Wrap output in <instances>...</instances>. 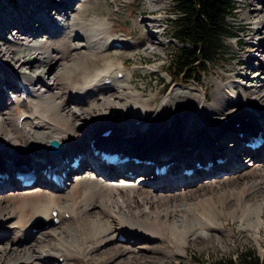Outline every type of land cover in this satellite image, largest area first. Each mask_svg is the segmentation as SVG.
I'll return each mask as SVG.
<instances>
[{"label":"bare ground","instance_id":"bare-ground-1","mask_svg":"<svg viewBox=\"0 0 264 264\" xmlns=\"http://www.w3.org/2000/svg\"><path fill=\"white\" fill-rule=\"evenodd\" d=\"M52 1L24 2L27 10L24 8L26 13L23 9V14L18 17L19 20L24 17L21 22L17 20L11 24L9 15L5 14L0 18V173L9 176L8 181L0 183V203H5L0 206V231L11 224L18 230H28L25 227L33 218H41L54 225L53 211L57 212L59 223L64 213H69L75 221L65 230L49 228L44 233L51 237V241L33 250L29 247L20 250L0 247V260L5 257V264H58L61 259L65 264L69 257L78 255L77 249L84 251L88 237L101 236L102 240L110 241L101 243L106 247L103 254L109 260L130 264L123 256L129 258L135 249L133 254L140 259L138 264H154L165 260V256H183L185 248L199 236L205 240L215 236L218 242L221 235L230 238L233 232L220 228L223 215L237 222L238 228L248 232L247 235L259 246V233L264 231V143L253 151L246 149L248 166L245 168L238 163L240 155L234 154L236 150H242L239 142L244 135L239 138L234 133H245L256 127L258 131L262 130L264 137V61L250 64L249 69L256 68L253 75L242 74L243 79L230 81L224 87L231 92L224 95L219 91L212 103L206 99L205 91L204 94L197 86L172 87L160 99V105L148 108L140 89L136 90L141 94L136 90L130 91L133 86L128 82L132 81L134 74L124 71L123 62H104L101 68H85L91 57L96 58L94 52L104 56L106 51L113 49L133 51L129 48L134 44L121 38L112 39L110 35L109 38L107 33L98 37L96 34L101 30L94 23L89 32L86 31L87 36L83 35L72 13L74 0L66 1L65 7L71 4L72 9L65 13L63 4L57 5L60 3ZM167 1H171L172 6L169 18H175V0ZM256 1L260 6L263 0ZM33 3L38 5L34 6L37 11L32 7ZM145 3L149 5L150 1ZM31 7L34 9L29 13ZM43 7L50 9V14H40ZM262 9L264 11V6L257 10ZM31 17L35 19L33 22ZM148 18L152 19L147 21ZM39 20L41 23H37ZM8 21L15 31L17 29L15 34L8 28ZM153 22L157 27L166 26L164 22L157 23V16L145 17V23ZM255 27L256 33L249 39V51H264V20L256 22ZM107 31L110 32L108 26ZM77 37L87 41L74 43ZM52 44L59 47L54 55L49 50ZM159 44L165 43L161 40L158 46L153 44L155 47L149 46L146 52L155 51ZM68 52L73 58L67 62L58 56ZM157 53H160L159 49L152 56ZM253 56L245 59L246 68V61H251ZM73 67L82 68L79 76H72L75 74ZM155 68L147 65L141 69L150 71ZM49 72L54 77L51 84L45 81ZM128 73L132 75L129 81ZM119 74L121 78H118ZM57 75L59 80L55 77ZM18 88L26 91L25 101L24 92ZM236 88H239L238 92ZM85 99L93 100L87 104ZM79 100L86 101L84 106L79 105ZM29 102H32L33 110L14 117L12 104L24 103L27 106ZM21 117L25 118L21 120ZM244 118L248 121L242 120ZM27 127L29 129L24 131ZM110 129L112 132L107 137L100 136ZM112 138L116 139L113 144L124 145L119 146L124 156L173 161L169 174L150 183L151 175L147 177L141 172L146 167L128 161L117 168L125 173L141 174L132 179L125 176V185H122L117 184L118 180L112 174L104 176L91 168V176L78 179L79 196L74 199L75 189L66 182L72 172L78 173L82 166L112 171V166L106 170L102 163L94 161L88 147L90 142L96 149H103L102 146ZM230 138L232 141L227 143ZM52 140L62 143L71 156L81 154L79 168L66 172L67 179L62 187L46 180L39 172L35 174L36 185L43 193L30 188L17 194L20 185L11 175L19 168L27 167L36 172L41 171L44 165L54 163L47 151ZM217 144L222 146L221 149ZM200 159L204 162L212 160L213 165L208 170L193 167L191 176L178 175L181 167L195 164ZM217 159L224 162L218 164ZM220 176H223L220 178L223 181H215ZM60 193L67 202L63 199L59 203ZM8 201L11 204L6 206ZM88 208H93L94 212L86 213ZM172 208H175V213ZM197 229L200 232L194 231ZM166 233L169 243L161 240ZM28 234L27 231L22 238ZM117 244L130 249H117ZM110 247L112 251L108 252L106 249ZM88 249L93 251L94 247ZM8 250L13 258H7L10 256Z\"/></svg>","mask_w":264,"mask_h":264},{"label":"rangeland","instance_id":"rangeland-1","mask_svg":"<svg viewBox=\"0 0 264 264\" xmlns=\"http://www.w3.org/2000/svg\"><path fill=\"white\" fill-rule=\"evenodd\" d=\"M66 1L67 0H56V2L60 3L57 5L63 4L64 6L63 13L67 11L70 12L72 9L71 4L69 5L68 8L65 7ZM149 1L150 4L147 5V3H145L146 0H76V3L74 0V6L72 9V13L75 15V19H77L78 21L77 23L78 27L82 29L81 31L83 32V35L87 36L88 34L87 32H89L91 24L94 23L98 25V29L101 30L100 33L96 34L98 35V37L100 35H103V33L104 34L107 33L108 37L110 35L112 39L121 38L127 40L129 43L134 44L132 45L131 48H129V49H133V51H129L128 49H124V48L113 49L106 51L104 53V56H102L100 52L99 53L94 52L96 58L91 57L89 62H87V66L85 68H90V69L91 68L95 69L98 67L101 68L104 62L106 63L123 62L124 71L131 72L134 74L132 81L128 82L129 85L133 86V88L130 89V91L133 92L136 89H140L143 94L142 100L147 103L146 106L148 108L149 106L157 107L158 105H160V99L164 98L169 93L172 87H181V89H184L185 87L188 86H197L200 88L201 91H203V93L205 91L206 94L205 93L204 94L205 96L207 95L206 99L208 98L209 100L208 99L207 100L210 101V103H212L214 102V99L217 97L219 91H221V94L224 95L226 93L231 92V89L228 90L224 87L230 81L234 82L243 79V77H241L242 74L247 76L253 75V73L256 71V68L253 67L252 69H249L250 64H258L259 62L264 61V51H262V49L259 51H255V50L251 52L249 51L251 49L249 46L250 43L249 39L252 38L254 33H256L255 23L264 20L263 9L257 10L259 7L263 8L264 0L262 1V3H260V6H257L256 0H234L236 10L234 12L233 18H229L227 19V21L231 26L232 34L234 35L235 38L229 39L226 44L228 48L227 50L228 56L226 57L220 56L219 59H217L216 61V65L207 66L205 68V71L201 74V77L198 78V81L196 83L187 81L186 79L176 78L174 76L171 78L166 70L167 59L170 53L175 48L180 47V45L173 39L171 27L170 28L167 27L166 29L162 30L159 28L156 29V22L145 23V17H147L148 15L157 16L158 17L157 23L160 22L167 23L170 16L169 11L171 10L172 7L170 4L171 1H167V0H149ZM24 2L28 3V0L0 1V18L2 17L3 14H5V15H9L11 24L17 23V20L21 22L24 17L22 16L23 18L20 20L18 17H20L23 14V12L26 13L25 9L27 10L26 8L27 4L25 3L26 5L25 6ZM161 2L164 3L160 5ZM34 6H38V5L33 3L32 7ZM32 7L31 9L30 8L28 9L29 13L34 8L36 9V7H34L33 9ZM40 7L41 6L39 5V9ZM156 9L158 10L156 11ZM37 10L38 9H36V11ZM41 11L40 14L44 15L47 13L50 14L51 10L46 7H43ZM151 19L152 18H148L146 20L148 21ZM34 20L35 19L31 17V22H33ZM101 20H106V21H101ZM37 23H41L40 20ZM8 25H9L8 28H11L10 29V31H12L11 33L15 34L17 32V29L15 31V27L13 28L9 24V21H8ZM18 25H19L18 27H20L19 23ZM106 25L110 30L109 33L107 31ZM38 28L40 29L39 24H38ZM62 34H66V38L69 37L67 33H62ZM161 40H163L165 44L164 45L159 44V47L155 50L156 52H158L159 49L160 53H157L156 55L152 56V53L155 52L154 50H152V52L150 53L146 52V49L149 46H152L153 44H155V46H158V42L160 43ZM86 41L87 40H84L83 37L81 38V40L80 37H77L74 40V43L80 44V43H85ZM58 48L59 47L57 46V44L56 45L52 44L49 48L50 54L54 55L56 53L55 50H57ZM85 50L86 52L88 51L87 49ZM163 51L164 54H161L163 53ZM61 52L62 51H60V53ZM89 52L90 51H88V53ZM252 54L254 55L252 60L246 61L247 62V68H246L245 59L251 58ZM58 56L59 57L62 56V59L65 62L70 60V58L71 59L73 58L71 57V53L69 52L67 54L65 53V55L63 53L58 54ZM147 65H154V67L156 68L150 71H143L141 68ZM59 67L60 66H58V68ZM113 67L114 66L112 65L111 70ZM74 69H75V74L74 75L72 74V76L73 77L79 76L82 68L79 69L73 67V70ZM111 70L107 73H110ZM131 76H132L131 74L129 76H126L128 79L127 81H129ZM55 77L57 80H59L58 75ZM52 78L54 79L52 72H49L47 75V79H45L46 83L49 84L53 83ZM241 82H243V80ZM72 83H76V82H72ZM73 85L75 84H71V86ZM235 90L238 92L239 88H236ZM136 91L137 94L140 93V91L138 90ZM110 92H107V94L112 95V93ZM93 99H89V100L85 99V100H87V104H88V101H92ZM140 102H141V98H140ZM79 103H80L79 105L84 106L83 104H85L86 101L79 100ZM141 104L145 105L143 103ZM12 106L14 110V117L21 112L23 114L24 113L29 114L33 110L32 102L27 103V106L24 103L12 104ZM76 107L80 108L78 107V105ZM20 125L21 124H19V126ZM29 127H27L24 131H27ZM234 136H236L235 133ZM216 146L220 149L222 147L221 145L218 144ZM241 157L242 158H240V160L238 161L239 165H243L245 166V168H247L246 166H248V162H247L248 160L246 159V156L241 155ZM244 159H246V161ZM178 173L180 174V172ZM87 175L91 176V171H89L88 168L85 166H82L81 170L78 173H73L69 175V180L67 181V185H70L75 189L74 199L78 198L79 196V191L77 189L78 179L82 176H87ZM221 177L223 176H220L219 179H215V181L222 182L223 180L221 179L223 178ZM125 181H126L125 179H118L117 184L121 183L122 185H125L124 184ZM209 181H205V182H209ZM39 188L41 187L39 185H36L30 190H33L34 192L43 193V191L38 190ZM23 191L26 190L20 189L19 191H17V194H20ZM62 196L63 194L60 193L58 197L59 203H62L63 199L65 198L64 196H63L64 198ZM15 201L18 202L19 200L15 199ZM64 202H67L66 199H64ZM4 204L5 203L1 202L0 206H4ZM9 204H11V201H8L6 203V206H8ZM174 209L175 208H172L173 211ZM87 211L85 210V212L88 214L89 213L92 214L94 212L93 208L92 209L88 208ZM169 213L171 214V212ZM221 219H222V225H220V228L226 232L229 231L233 232V235L230 238H228L225 235H221V241L218 242L215 236H213L212 239H208V240H205L204 238L199 236L200 238H197L193 243L190 242L188 247L185 248V254L183 256L182 255L165 256V260H160L158 261V263L155 262L154 264H159L160 262H165V264H205L216 258H221L229 255L236 256L239 253H243L247 249H252L258 255L264 256V231H260L259 233L261 238L258 246L255 240L247 235L248 232H245V230L242 228H238L237 222H233V220L229 219L226 215H223ZM74 221H75L74 217L71 218L69 217L67 219L66 218L63 219L57 225H51L49 223H45L42 220L33 218L26 225L25 228L28 230L25 231L24 229L18 230L16 225L11 224L13 222L11 221L10 224L12 226L9 225L8 226L9 228L7 229L4 228V230L0 231V247L8 246V248L14 247L18 250L29 247L30 249L33 250L51 241L50 240L51 237L48 236L47 233H44L48 231L49 228L50 229L59 228L60 230L61 229L65 230V228H69L73 226ZM193 224H196V222ZM27 231L29 233L28 236L22 238ZM194 231L200 232L199 229ZM41 233L42 234L44 233L43 237H41L42 235ZM164 236L161 238V240L165 243H169L170 240L168 234L166 233ZM92 237L93 236H90L85 240L87 245L84 246L83 249L84 251L80 252L79 249H77L78 255L69 257L68 258L69 260L67 259L65 261V264H96V262H98L99 264H121L119 263V261L109 260V258H107L108 256L103 254L106 247L102 246L101 243L103 242L106 243V241L108 242L109 240L107 239L102 240L101 236H97V237L94 236L95 238L93 239ZM140 242H144V241H140ZM122 244H124V242H122ZM90 246L94 247L93 251H89L88 247ZM116 247L117 249L120 250L130 249L129 247L124 248L125 246H121L118 244ZM106 250H108V252L112 251L111 247L107 248ZM134 251L136 252L135 249ZM135 252H132L131 256L130 257L128 256L129 258H127L126 256L125 257L123 256V258L127 259L130 264H138L140 262V259L134 256L133 253ZM18 253L19 251L15 252L14 254L16 255ZM8 254H10V256L7 258H13L14 256L13 254H11L10 252ZM4 259L5 257H2V259L0 260V264H5ZM57 263L62 264V260L59 259ZM45 264H51V263H45Z\"/></svg>","mask_w":264,"mask_h":264},{"label":"trees","instance_id":"trees-1","mask_svg":"<svg viewBox=\"0 0 264 264\" xmlns=\"http://www.w3.org/2000/svg\"><path fill=\"white\" fill-rule=\"evenodd\" d=\"M2 1V0H0ZM178 15L170 20L172 37L179 43L167 59V73L196 83L207 66L228 56L227 42L235 38L227 19L236 10L233 0H175ZM205 264H264V256L247 249L236 256L216 258Z\"/></svg>","mask_w":264,"mask_h":264},{"label":"water","instance_id":"water-1","mask_svg":"<svg viewBox=\"0 0 264 264\" xmlns=\"http://www.w3.org/2000/svg\"><path fill=\"white\" fill-rule=\"evenodd\" d=\"M49 150L53 155H58L62 151V144L56 140H52L49 142Z\"/></svg>","mask_w":264,"mask_h":264}]
</instances>
